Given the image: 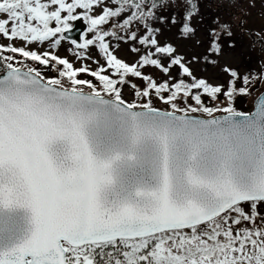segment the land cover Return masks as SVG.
Listing matches in <instances>:
<instances>
[{"label":"snow or ice","instance_id":"obj_1","mask_svg":"<svg viewBox=\"0 0 264 264\" xmlns=\"http://www.w3.org/2000/svg\"><path fill=\"white\" fill-rule=\"evenodd\" d=\"M170 2L110 0L94 16L105 0H0V264H264V96L238 110L249 76L225 69L228 87L213 86L160 46ZM183 3L187 36L198 3ZM62 42L96 68L53 54Z\"/></svg>","mask_w":264,"mask_h":264},{"label":"rangeland","instance_id":"obj_2","mask_svg":"<svg viewBox=\"0 0 264 264\" xmlns=\"http://www.w3.org/2000/svg\"><path fill=\"white\" fill-rule=\"evenodd\" d=\"M239 3V10H242V15L240 12H236V15L232 18L223 17L228 22L227 28L222 26L218 27L216 24V7L215 4L205 3L202 0H197L198 3V14L188 22L191 27H193L194 32L190 35H184L181 31L185 21L183 20V15L186 14V5L183 0H177L176 4L165 6L158 15H162L165 19L163 23H157L154 27L159 28L157 33V39L160 46H166L171 44L176 49V56L183 58L186 65L193 72L194 76L198 79H204L213 86H221L227 88L231 77L225 71V69H231L237 71L240 75L250 72L251 69L255 71H261L264 69V52L260 49L261 44L259 41L264 40V0H237ZM104 6H113L110 0H105V4H102L96 8L92 15L98 16L102 13V8ZM81 10H77L79 13ZM230 15V14H228ZM177 18V23L173 24L172 17ZM231 16V15H230ZM73 23V28L76 25H82L84 27L83 32L87 28L82 20H77ZM220 23V22H219ZM105 28L108 25L103 26ZM232 28V32H231ZM217 33L218 42L220 45V53L215 54V52H210V46L214 39L212 32ZM82 32V33H83ZM253 35H249V33ZM230 33V34H229ZM93 33H88L86 38H92ZM111 38H109L110 40ZM0 43L7 44V40H0ZM51 41L46 42L50 44ZM229 45H232L231 47ZM16 46H24L22 42H17ZM73 47L67 42H62L61 46L57 50H53V54L59 55L61 58H66L74 64L76 67H80L82 64L87 63L93 69L96 65L88 61L78 60L72 52L68 49ZM131 44L121 43L119 49L115 51L114 54L118 58L124 60L125 62L131 64L138 63L141 57V53H132L130 51ZM32 50H37L36 45L30 46ZM39 51H44V48H40ZM88 54L96 59L100 60L103 64L104 61L99 57L98 50L96 48H90ZM211 61V62H209ZM34 63V62H33ZM167 64V61H165ZM36 65V63H34ZM46 76H55L57 73L55 71H49L43 69ZM146 74H151L158 82H163L168 80L170 77H178V69H173L170 71L169 76H165L158 69L151 67L143 69ZM52 72V75H51ZM81 79L94 80L93 77L82 74ZM132 82L137 83L142 87V82L136 78H129ZM190 80V78H185ZM134 89L125 86L124 95L128 99L133 98ZM264 92L263 89L259 95ZM258 95V96H259ZM206 99V98H205ZM256 100V99H255ZM249 109L246 111H251L254 109V102ZM192 103L191 100L188 101ZM220 106L225 103V99L221 97L219 100ZM158 105L159 102L157 101ZM236 105V104H235ZM240 107L241 104L236 105ZM160 107V106H159Z\"/></svg>","mask_w":264,"mask_h":264},{"label":"trees","instance_id":"obj_3","mask_svg":"<svg viewBox=\"0 0 264 264\" xmlns=\"http://www.w3.org/2000/svg\"><path fill=\"white\" fill-rule=\"evenodd\" d=\"M204 1L205 3H209V4H215L217 5L216 7V24H219L218 27L220 26H223V25H226L228 22L225 20H223V17L225 16V14L229 17L227 18H232V16L234 17L236 15V12H240V14L242 15L241 12H243L242 10H239L238 6H239V3L237 2V0H202ZM230 14V15H228ZM243 16V15H242ZM220 22V23H219ZM231 32H232V28H231ZM260 49L263 50L264 52V47H262V45L260 46ZM29 63H32L33 66H36V67H40L39 65H34L33 62H29ZM42 68V67H41ZM51 75H52V72H51ZM241 77L243 76H249L250 80H251V83L250 85L248 86L250 88V95L247 96V97H237L236 100H235V104L236 105H239L241 104L240 107H237L236 105V108L238 110H241V111H246V108L249 109L250 106L252 105L253 101L258 97L259 93L261 92V90L263 89V84H264V69L261 70V71H255L253 69L250 70V72L246 73V74H243V75H240ZM48 77H52V76H48ZM257 77H260V79H257ZM93 82L95 83V80H93ZM193 103V101H192ZM206 103H208L209 106H212L213 104H215V106L219 107L220 106V102L219 100L218 101H211L210 99L206 98ZM227 101L225 100V103L226 104ZM223 104V105H224ZM157 106H160V107H163V105L161 104H158Z\"/></svg>","mask_w":264,"mask_h":264},{"label":"water","instance_id":"obj_4","mask_svg":"<svg viewBox=\"0 0 264 264\" xmlns=\"http://www.w3.org/2000/svg\"><path fill=\"white\" fill-rule=\"evenodd\" d=\"M83 29H84V27H83L82 25H76V26L73 28V34H74L73 38L79 40V37H80V35H81L82 32H83ZM262 96H264V92H262V93L256 98V100H255V102H254V105H255V103H256V102H257Z\"/></svg>","mask_w":264,"mask_h":264}]
</instances>
